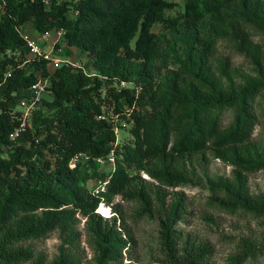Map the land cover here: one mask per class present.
Listing matches in <instances>:
<instances>
[{"label": "trees", "instance_id": "1", "mask_svg": "<svg viewBox=\"0 0 264 264\" xmlns=\"http://www.w3.org/2000/svg\"><path fill=\"white\" fill-rule=\"evenodd\" d=\"M44 1L7 0L0 17V82L12 68V77L0 89V264L26 263L31 254L20 245L47 239L57 230L66 238L52 264H84L75 250L80 239L77 215L91 229L98 264H125L127 227L116 216L97 213L100 204L111 206L115 195L140 179L141 172L162 185L182 186V160L188 155L212 152L230 162L237 176L222 206L231 213L264 216V203L247 189L248 178L264 170V157L252 161L238 154L228 161L232 151L251 141L259 123L257 110L264 108V85L224 93L204 75L202 61L215 48L209 35L215 20L242 18L264 32V0H186L184 12L176 17L169 13L179 5L169 0ZM227 8L234 9L231 15ZM71 12L75 16L70 17ZM28 23L40 35L62 31L66 53L73 55L72 48L86 53L103 79L65 66L51 72L45 60L19 67L28 49L18 28ZM157 25L160 32L154 31ZM172 63L178 69L168 82L163 74ZM48 75L52 100H44L42 106L50 113L40 107L32 128L12 143L10 136L19 125L14 110L32 85ZM122 81L140 85L142 92L118 91L114 83ZM159 92L160 98H147ZM132 107V141L117 144L114 125L97 117L122 115ZM227 112L234 115L230 128L223 126ZM77 155L90 159L72 169ZM111 155L116 158L115 170L98 172L97 160L108 161ZM87 169L93 172L88 174ZM89 179H109L107 193L94 194L86 186ZM136 198L151 215V200L144 190L124 197ZM114 210L117 215L119 210ZM179 210L176 206L162 222L161 251L163 259L164 251L166 256L158 264H204L212 248L189 239L180 247L182 237L174 230ZM245 249L232 264L257 257L247 248L241 252Z\"/></svg>", "mask_w": 264, "mask_h": 264}, {"label": "rangeland", "instance_id": "2", "mask_svg": "<svg viewBox=\"0 0 264 264\" xmlns=\"http://www.w3.org/2000/svg\"><path fill=\"white\" fill-rule=\"evenodd\" d=\"M177 3V9L171 11L169 16L176 17L184 12L186 0H169ZM231 15L234 9L227 8ZM70 17L75 16L71 12ZM209 35L216 41L211 54L203 57L204 75H207L211 85L224 93L233 91L241 93L247 86L264 85V32L245 23L234 22L231 18H220L210 25ZM160 32L159 25L154 27ZM23 33L39 42L46 51L49 43L59 42V47L65 48L66 41L56 31L48 34L49 43L41 41V35L35 30L33 23L23 28ZM243 33L244 35H238ZM241 36V37H240ZM75 61L83 67L88 75L97 74L90 64L88 55L76 48ZM183 58V57H182ZM178 65L172 63L163 76L167 81L174 79ZM79 70V69H76ZM149 100L160 98L161 93L148 94ZM46 101L52 100V95H46ZM47 113L49 110L40 105ZM259 123L255 128L251 141L232 151L228 161H233V155H240L242 159L256 161L264 157V108L258 109ZM111 114V113H110ZM126 127L121 125L119 144L132 141L130 129L133 122L126 115L121 116ZM234 121L232 112L224 116L223 126L230 128ZM122 122V121H121ZM9 152L4 154L7 158ZM183 172L185 180L182 186L172 188L160 184L146 172H141V178L136 180L123 193L116 194L111 206L106 204V217H117L119 224L127 227L128 249L123 254L124 263L158 264L165 260L161 251V226L171 215L176 206H180L179 218L174 230L182 237L180 247L189 239L197 246L212 248L210 258L204 264H232L240 253L247 248L257 252L255 259L250 258L245 264H264V216L256 218L245 212L231 213L222 206L226 198V190L233 186L236 180L235 167L230 162L216 158L212 152L188 155L183 158ZM112 165L104 162L98 167V172H110ZM136 174L135 170H133ZM92 169H87L91 174ZM86 186L94 190L96 182L89 179ZM248 193L256 197L261 204L264 203V170L252 174L247 182ZM144 190L151 200V215L145 213V205L140 198L135 200L124 199L133 193ZM108 207H111V214ZM117 208L119 212L116 215ZM141 215V217H139ZM79 223L77 229L80 239H77L76 252L84 264H98V254L91 236V229L85 225V219L77 215ZM57 230L47 239L30 241L20 245V249L31 254L24 264H52L60 254L63 239L66 238Z\"/></svg>", "mask_w": 264, "mask_h": 264}, {"label": "built area", "instance_id": "3", "mask_svg": "<svg viewBox=\"0 0 264 264\" xmlns=\"http://www.w3.org/2000/svg\"><path fill=\"white\" fill-rule=\"evenodd\" d=\"M44 2L48 4L47 0H45ZM6 6H7V0H0V17H1L2 12L5 11ZM23 28L24 27H19L18 32L25 42V48L28 49V53L26 55V60L19 67H22L26 65L27 63H30L33 61L40 62L41 60H45L48 62L49 71L51 72L65 66L67 68L82 70L85 75L91 76V75H88L86 70H84L83 67L75 61V58H74L75 53L73 49H71V51L73 52V55L71 56H69L66 53V50L63 49V47L56 50V45L59 42L57 41L56 43H52V44L49 43V37H48L49 33H46V34L41 35V41L44 43V45L48 43L50 45L49 50L46 51L42 48V46H40L37 40L32 39L30 36L24 34ZM57 33L59 36H63L62 31L57 32ZM16 55L19 56L20 54L17 52ZM96 76L103 79V77H101L98 74H94L91 77H96ZM11 77H12V68L9 67L4 73L2 82H0V89ZM114 85L116 86V89L118 91H121L122 89H130V90H134L137 95H139L143 89L140 85H137L133 82H127V81H122L120 83L115 82ZM51 87H52L51 76L48 75V76L42 77L35 84H33L32 87L29 89V96L27 98L22 99L18 103L16 109L14 110V113L17 114L16 118L19 122V125L16 127L15 131L10 136V141L12 143H16L18 138L23 133H26L29 129L32 128L34 112L40 108V105L43 103L46 95H49V94L52 95ZM134 108L135 107H132L131 109L126 110L122 115L111 112V114H103L97 117L98 121H109L114 125V130H115V134L117 137V144H119L118 139L120 137V129L122 127L121 125L125 127L127 125L126 123H123L121 116L126 115L128 118H130L129 122H133L131 120V112L134 110ZM89 159L90 157L87 155H77L72 159L70 163V168L74 169L80 162L84 160L88 161ZM97 162L100 164L104 162H109L112 165V168H113L112 170H115L116 158L114 157V155H111L108 161L97 160ZM109 182H110L109 179L98 180L96 182L94 194L102 195V194L107 193L108 191L107 186ZM102 205L106 206V203H101L100 207ZM100 207L98 208L97 213L106 217L104 213L100 212ZM108 209H109V213L107 215L111 214V211H112L111 207H108Z\"/></svg>", "mask_w": 264, "mask_h": 264}, {"label": "bare ground", "instance_id": "4", "mask_svg": "<svg viewBox=\"0 0 264 264\" xmlns=\"http://www.w3.org/2000/svg\"><path fill=\"white\" fill-rule=\"evenodd\" d=\"M100 212H104V213H106L107 211H106V206H104V205H102L101 207H100Z\"/></svg>", "mask_w": 264, "mask_h": 264}, {"label": "clouds", "instance_id": "5", "mask_svg": "<svg viewBox=\"0 0 264 264\" xmlns=\"http://www.w3.org/2000/svg\"><path fill=\"white\" fill-rule=\"evenodd\" d=\"M106 218H108V217H106Z\"/></svg>", "mask_w": 264, "mask_h": 264}]
</instances>
